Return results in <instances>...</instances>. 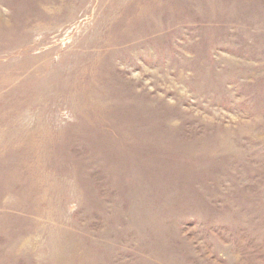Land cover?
Here are the masks:
<instances>
[{
	"label": "rangeland",
	"instance_id": "rangeland-1",
	"mask_svg": "<svg viewBox=\"0 0 264 264\" xmlns=\"http://www.w3.org/2000/svg\"><path fill=\"white\" fill-rule=\"evenodd\" d=\"M0 264H264V0H0Z\"/></svg>",
	"mask_w": 264,
	"mask_h": 264
}]
</instances>
